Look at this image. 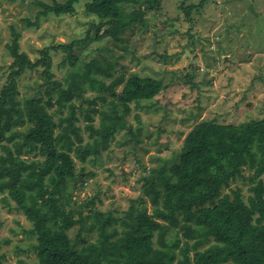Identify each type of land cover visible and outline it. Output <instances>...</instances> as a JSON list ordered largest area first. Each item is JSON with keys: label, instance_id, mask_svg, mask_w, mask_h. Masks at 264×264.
<instances>
[{"label": "trees", "instance_id": "obj_1", "mask_svg": "<svg viewBox=\"0 0 264 264\" xmlns=\"http://www.w3.org/2000/svg\"><path fill=\"white\" fill-rule=\"evenodd\" d=\"M79 2L34 3L43 7L40 17L73 14ZM158 2L85 0L91 19L80 35L44 46L35 59L21 49L22 34L11 27L12 62L0 88V192L10 210L6 193L13 183L26 193L16 209L31 223L21 231L34 240L36 264H264V118L238 124L201 120L177 155L142 177V195L124 212L97 208L95 197L75 199V190L94 174L78 170L75 157L97 160L114 141H133L132 148L143 141L139 114L136 127L127 117L132 105L142 107L165 85L135 72L112 71L108 78L94 64L107 62L108 54L118 63L129 51L125 34L147 26ZM60 50L65 73L57 77L54 53ZM29 71L42 82L22 98L19 80ZM122 131L126 140L117 139ZM245 167L253 171L252 194L245 199L240 188L233 197L224 194L232 181L244 178ZM3 242L11 240H0V249ZM5 258L0 253V264Z\"/></svg>", "mask_w": 264, "mask_h": 264}, {"label": "rangeland", "instance_id": "obj_2", "mask_svg": "<svg viewBox=\"0 0 264 264\" xmlns=\"http://www.w3.org/2000/svg\"><path fill=\"white\" fill-rule=\"evenodd\" d=\"M35 1L0 0V88L12 62L7 48L12 26L22 34L21 49L35 59L44 46L77 38L91 19L84 9L85 0L76 4L73 14L40 17L43 7ZM39 1L51 4L65 0ZM158 4V9L148 12L147 26L136 25L134 32L125 34L129 51L117 57L118 63H113L106 51L109 60L94 65L106 77L112 71L127 76L135 72L160 79L165 87L142 107L132 105L127 120L136 127V115L141 118L143 141L139 145L132 148L133 141L127 145L114 141L100 159L82 163L75 157L78 170L84 167L86 172H94L75 190L78 203L95 197L97 208L124 212L132 199L142 195V177L177 155L186 135L201 120L238 124L264 118V0H159ZM25 18L37 22L29 26ZM60 51L54 53L57 77L65 73L59 68ZM37 80L42 82L35 71L22 76L19 97L33 93ZM125 133H118L117 139L126 140ZM243 173L244 178L232 181L223 189L224 194L233 197L237 188L245 199L252 194L249 178L253 171L245 167ZM261 177L264 180V173ZM6 194L14 209L10 210L0 192V240L8 237L11 242H3L0 253L6 256L5 264H19L21 259L25 264H36L30 246L34 240L21 231L22 225L29 227L31 223L16 209L26 200V193L14 182ZM77 232L78 225L70 231L72 236ZM92 234L96 238L97 233Z\"/></svg>", "mask_w": 264, "mask_h": 264}]
</instances>
